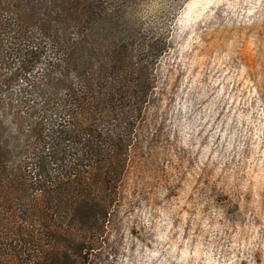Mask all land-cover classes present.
I'll return each instance as SVG.
<instances>
[{
  "label": "rangeland",
  "instance_id": "1",
  "mask_svg": "<svg viewBox=\"0 0 264 264\" xmlns=\"http://www.w3.org/2000/svg\"><path fill=\"white\" fill-rule=\"evenodd\" d=\"M136 4L165 52L89 264H264V0Z\"/></svg>",
  "mask_w": 264,
  "mask_h": 264
},
{
  "label": "trees",
  "instance_id": "2",
  "mask_svg": "<svg viewBox=\"0 0 264 264\" xmlns=\"http://www.w3.org/2000/svg\"><path fill=\"white\" fill-rule=\"evenodd\" d=\"M137 5L0 0V264L101 246L165 52Z\"/></svg>",
  "mask_w": 264,
  "mask_h": 264
}]
</instances>
